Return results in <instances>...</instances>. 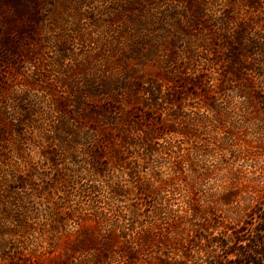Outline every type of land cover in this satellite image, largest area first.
Segmentation results:
<instances>
[{
    "label": "trees",
    "instance_id": "16d2710c",
    "mask_svg": "<svg viewBox=\"0 0 264 264\" xmlns=\"http://www.w3.org/2000/svg\"><path fill=\"white\" fill-rule=\"evenodd\" d=\"M252 144H264V0H0V264H86L91 250L92 264H264ZM212 176L220 198L180 192ZM133 192L143 200L116 204ZM209 200L222 234L205 250L190 238L207 232ZM71 229L67 261L52 258Z\"/></svg>",
    "mask_w": 264,
    "mask_h": 264
},
{
    "label": "rangeland",
    "instance_id": "374dc122",
    "mask_svg": "<svg viewBox=\"0 0 264 264\" xmlns=\"http://www.w3.org/2000/svg\"><path fill=\"white\" fill-rule=\"evenodd\" d=\"M154 68L151 66V65H144L142 66V68L140 69L141 73L145 74V75H153L154 72H153ZM254 126L253 125H249V127H245L244 128V132H246L247 136H240V139L242 141V145L244 144V140L243 139H249L251 138V135L254 138L253 134H249V132H253L254 130ZM239 141V142H241ZM254 145V144H252ZM254 147L257 149V151L261 154L264 155V144H255ZM228 153V152H227ZM220 155L221 154H214L210 157H207L208 158V162L209 163H217L218 162V159L220 158ZM224 155V158L225 160H230V155L229 154H226L225 152L223 153ZM165 157H163V163L165 161ZM262 163L264 164V159H260L259 163H256L255 164V167L254 168H251L252 171L259 168ZM254 165V164H253ZM258 171V170H257ZM250 174V173H249ZM122 174L117 170V169H114L112 174L109 175V179L113 182H117L119 181L120 179H123L124 178H128L126 175H124L123 177L121 176ZM254 175V174H253ZM217 177L215 176H212L208 179L205 180V185L202 186L201 188H197L196 186L195 187H192L191 186H188L186 187V189H183L185 188L183 186V181H178L181 185V190L180 192H185V191H189V194L194 197V202H196V199H198V201H200L201 203V199L204 201L206 199H208L206 196V194L208 193V191H214L216 196L215 198H220V192H222V189H219L218 185L216 184L217 180H216ZM189 185V184H188ZM254 185V183H252V186ZM251 187V183L249 184V188ZM153 192L152 194L154 195H161V196H164V197H173V198H177V197H181L180 193H175L173 195V193H171V190L170 188H164V187H159L156 184L153 185ZM263 190H264V184H263ZM186 193V192H185ZM262 193V192H261ZM260 193V194H261ZM106 196H107V191L105 189H101V193L98 195V197L100 198V201H102L99 205H102L103 207H107V200H106ZM98 197L96 199H98ZM80 196L78 194H76L74 196V200L75 202L77 201H80ZM141 199L143 200V195L139 196L138 194L136 193H130L129 195H126V196H120L119 199H117L116 201V204L119 205L120 207H122L124 210H128V208L130 209L132 205H136V203H139L141 201ZM158 199V198H157ZM154 201V203L157 205V207H160V206H164V204L160 205V201L157 200ZM216 204L214 203H211L210 200L208 202H206V204H204L205 206V210H206V214L204 216V220L201 219V218H198L199 219V226L200 225H205L207 227V232L205 231H202V228H199V232L198 231H193L192 234H191V240L192 242L196 243L198 246L204 248L205 250L209 249V245L210 243L208 242L207 238L209 237H221V234H222V230H220V226H218V224H215L214 221H219V220H222V218L220 216H222V211H223V206L220 205L219 203H217V206L216 208L218 209V212H216V209L215 208H212V206H215ZM138 207L142 208L139 210V220H142L143 222L146 215H145V211L143 210V206L138 204ZM174 207V205H173ZM234 211V210H233ZM235 213H237V211H234ZM212 213H214V215H212ZM80 215L82 217H84L85 219H93V206H90V204L88 203V201H84L83 204H82V208L80 210ZM214 217V219H213ZM109 221L110 222H115L117 220V217L114 218V214L112 213H109ZM234 219H236V217L234 216ZM233 220V219H232ZM88 221V220H87ZM158 222H163L162 220H158ZM84 223V221H83ZM123 226L124 227H127L128 230V233L130 235H133L135 233V230H136V224L134 225L133 222L131 221V218L127 219V220H124V222H122ZM108 225V223H107ZM106 224L102 223L100 225V229H98V234L99 235H102V236H105L108 234V229H109V225L107 226ZM218 226V227H216ZM72 231V236L71 237H68L67 239H65L64 241H59L58 244L55 246V248L53 249L52 251V254L50 255L52 258H61L62 260L64 261H67L66 259V256L64 255L63 251L65 249V245L68 244V242L70 241H73L74 239H76V235L80 233V230L79 231H76V229H71ZM199 234H200V238L201 240H199ZM75 235V236H74ZM81 235V233L79 234ZM77 238H81V237H77ZM123 242V240L121 239L118 244H121ZM191 242V243H192ZM29 249L33 246V243H29L27 242ZM26 244V245H27ZM88 247V246H87ZM116 250V249H115ZM150 250H153V248H151ZM145 253V252H144ZM148 253V258H151L150 256L153 255L152 252H147ZM173 254V253H172ZM175 255V254H173ZM46 256L48 255H45V256H40L37 261L38 263L36 264H46V261H45V258ZM87 257H84V259H88V262H86V264H92L91 262L93 261V258H94V252L91 250L87 253ZM176 256V255H175ZM86 259V260H87ZM140 260V256L138 258ZM136 261L135 263L133 264H142V262L140 261ZM114 264H121V263H117V261L114 259L113 261ZM123 264V263H122Z\"/></svg>",
    "mask_w": 264,
    "mask_h": 264
}]
</instances>
